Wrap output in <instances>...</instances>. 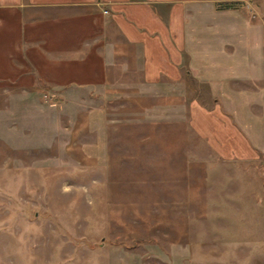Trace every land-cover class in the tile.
<instances>
[{
  "label": "rangeland",
  "instance_id": "374dc122",
  "mask_svg": "<svg viewBox=\"0 0 264 264\" xmlns=\"http://www.w3.org/2000/svg\"><path fill=\"white\" fill-rule=\"evenodd\" d=\"M244 6L185 4L173 92L138 72L96 88L0 75V264H264L259 28ZM194 102L221 105L258 157L217 155Z\"/></svg>",
  "mask_w": 264,
  "mask_h": 264
},
{
  "label": "crops",
  "instance_id": "0c3cea01",
  "mask_svg": "<svg viewBox=\"0 0 264 264\" xmlns=\"http://www.w3.org/2000/svg\"><path fill=\"white\" fill-rule=\"evenodd\" d=\"M191 1L238 0H0V72H5L0 75H37L56 85L96 88L110 83L112 76L138 72L141 85L156 86L167 79L173 92L181 77L183 47L172 44L170 28L184 38L185 4ZM239 1L246 18H254L259 28L252 44L264 93V0ZM158 5L166 9L165 18L158 14ZM188 107L198 134L217 155L258 157L261 148L221 105L207 109L194 102Z\"/></svg>",
  "mask_w": 264,
  "mask_h": 264
}]
</instances>
